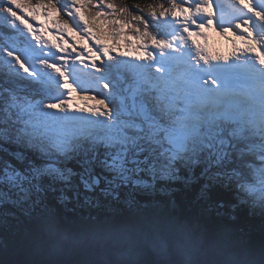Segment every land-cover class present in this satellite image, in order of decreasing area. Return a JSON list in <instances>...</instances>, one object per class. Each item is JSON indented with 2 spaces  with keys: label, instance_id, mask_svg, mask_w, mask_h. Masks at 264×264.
Wrapping results in <instances>:
<instances>
[{
  "label": "snow or ice",
  "instance_id": "snow-or-ice-1",
  "mask_svg": "<svg viewBox=\"0 0 264 264\" xmlns=\"http://www.w3.org/2000/svg\"><path fill=\"white\" fill-rule=\"evenodd\" d=\"M234 2L264 20L250 0ZM222 9L216 0H0V206L54 231L63 217L52 205L69 197L74 207L123 197V212L84 218L96 223L161 211L137 196L176 184L199 185L198 200L210 202L223 182L236 189L233 209L264 213V187L242 171L264 185V127L219 111L244 94L237 73L264 93V28L225 21Z\"/></svg>",
  "mask_w": 264,
  "mask_h": 264
},
{
  "label": "trees",
  "instance_id": "trees-1",
  "mask_svg": "<svg viewBox=\"0 0 264 264\" xmlns=\"http://www.w3.org/2000/svg\"><path fill=\"white\" fill-rule=\"evenodd\" d=\"M249 126L264 127L260 123ZM7 159L12 158L7 157ZM13 163L16 162L13 160ZM242 171L245 179H253L249 176L248 170L242 169ZM222 184L223 182L213 189L210 202L198 200L199 185L185 188L176 184L172 186L170 193L166 191L157 192L154 196L138 195L137 199L146 207L154 206L158 202L164 209L154 211L146 217L122 215L110 221L101 218L96 223L88 222L84 218L89 215L102 216L107 212L115 211L116 208L123 212L126 207L123 197L120 205L108 207L90 205L74 207L69 197L66 207L58 202L52 205L63 217V220L58 222L57 230L54 231H48L39 222L28 220L11 205L0 206V220H6V223H0V261L9 260L23 245L49 232L71 229L105 232L119 226L141 224L149 229H162L204 238L219 245L246 264H264V213L258 207H251V204H243L233 209L231 205L236 202V189L234 185L224 188ZM221 202L224 204L223 208L219 207Z\"/></svg>",
  "mask_w": 264,
  "mask_h": 264
},
{
  "label": "water",
  "instance_id": "water-1",
  "mask_svg": "<svg viewBox=\"0 0 264 264\" xmlns=\"http://www.w3.org/2000/svg\"><path fill=\"white\" fill-rule=\"evenodd\" d=\"M3 264H246L204 238L132 225L53 232Z\"/></svg>",
  "mask_w": 264,
  "mask_h": 264
},
{
  "label": "rangeland",
  "instance_id": "rangeland-1",
  "mask_svg": "<svg viewBox=\"0 0 264 264\" xmlns=\"http://www.w3.org/2000/svg\"><path fill=\"white\" fill-rule=\"evenodd\" d=\"M218 5H223L221 19L225 21H238L243 22L244 19H252V26L257 30L264 28V20L255 19V11L249 12L248 9L240 5L234 0H216ZM250 4L254 6L255 10L264 13V0H250ZM213 42H219L216 44L218 48L223 50V41L220 37L216 36L214 33ZM184 68L178 67L175 69L174 75L177 78H182L184 75ZM240 82L247 85L246 88H242L241 91L243 95L233 96L222 102L220 112L225 116L229 114L231 117H236L239 119H246L248 124H253L254 122H260L264 126V93H262L259 87L250 81H244L242 77ZM75 112V109H73ZM176 128L183 130L186 134L189 129L185 127L182 123H177ZM191 140V136H188ZM255 182L249 181L256 187H264V185L258 184V178L253 176ZM257 182V183H256ZM254 195H259V193H254Z\"/></svg>",
  "mask_w": 264,
  "mask_h": 264
}]
</instances>
